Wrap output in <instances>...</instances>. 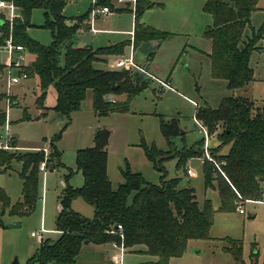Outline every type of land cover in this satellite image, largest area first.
I'll list each match as a JSON object with an SVG mask.
<instances>
[{"label": "trees", "instance_id": "trees-1", "mask_svg": "<svg viewBox=\"0 0 264 264\" xmlns=\"http://www.w3.org/2000/svg\"><path fill=\"white\" fill-rule=\"evenodd\" d=\"M15 6L17 18L7 21L0 15V33L5 40L12 32L15 44L21 45L34 57L27 68L30 77H39L42 95L39 107L44 110L47 89L53 86L57 92V104L53 111L67 117L70 124L72 113L81 110L88 92L93 94V108L99 117L130 111L129 101L143 92L152 79L132 71H108L96 69L94 64L109 56L124 54L127 43L103 48H79L74 46V36L86 28L90 11L79 17L75 24L67 25L63 11L65 0H4ZM112 0H99L100 6H109ZM259 0H207L204 11L212 16L213 24L205 31L211 42L208 54L211 75L215 80H224L231 91L240 90L255 81V72L250 65L254 52H264V24L255 30L252 15L257 12ZM150 0H139L136 12L135 43L166 41L172 34L146 27L141 18L146 10L155 7ZM36 9L46 11V28L53 34L51 46H44L31 39L28 30L33 26L32 13ZM51 15L53 19H51ZM251 36L245 38L247 29ZM89 29V26H88ZM64 61V62H63ZM127 95L128 100L118 102L109 96ZM6 113L0 110V126L6 123ZM197 121L211 135H217L220 146L210 150L214 162L205 158L204 140L194 147L178 151L171 139L180 134L178 119L161 121L164 137L170 150L163 152L155 147H145L146 157L161 172V185L147 182L140 173L129 168L122 172L124 182L117 190L108 176V145L110 132L98 129L94 145L81 149L76 154V170L84 178L81 188H74L69 179L75 171L69 170L60 199L61 210L56 226L59 236L45 240L26 264H76L88 241L96 245H110L119 241L111 232L121 225L124 229L127 250L145 246V253L157 257L152 264H170L182 257L190 241L210 239L214 212L209 203L200 208L192 188L179 189V179H168L164 163L177 159V169H185L193 158L204 159L206 188H217L220 211L228 213L240 207V203L261 201L264 197V106L241 96L224 98L217 109L202 108L196 114ZM228 146L227 154L221 153ZM17 147V146H16ZM52 154L49 168L54 171L65 168L62 153L52 139ZM12 151H0V173L11 168L13 160L21 163L22 202L11 207L5 190L0 188V202L5 212L11 215L30 214L42 199L40 196L39 166L45 160L42 150L15 156ZM216 183V185H215ZM82 198L94 207L92 220L74 212L72 202ZM1 227H5L2 223ZM228 251L238 264L243 261V244L231 241Z\"/></svg>", "mask_w": 264, "mask_h": 264}, {"label": "rangeland", "instance_id": "rangeland-1", "mask_svg": "<svg viewBox=\"0 0 264 264\" xmlns=\"http://www.w3.org/2000/svg\"><path fill=\"white\" fill-rule=\"evenodd\" d=\"M65 1L67 5L63 15L68 19L67 25L75 24L77 19L90 11L94 5V0ZM150 1L156 6L145 12L141 18L142 23L146 27L172 34V37L161 42L141 43L137 47L135 60L139 64H144L153 55L152 73L170 88L163 87L157 80L150 81L143 92L129 101L128 113L97 116L93 108V94L90 91L81 110L71 114L68 125L69 120L65 115L53 111L57 104V92L53 86L48 87L46 91L47 110L39 107L38 99L43 93L39 77L29 75L30 79L11 88L8 87L9 74L6 64L10 56L7 52L0 51V110L8 113L10 134L15 138V145L19 148L11 154L19 156L21 153L39 151L34 148H42L45 154L44 162L50 167L52 165L49 162L52 154L50 144L54 139L56 147L62 152V163L65 166L54 171L50 170L46 174L41 173L39 169L42 199L30 214L11 215L10 208H6L4 212L0 202V224L5 225V227L0 226V255L5 252L14 253L11 263L16 261L20 264L24 263L36 253L41 242L31 238L32 232L41 229L48 231L43 236L44 241L54 240L59 236L56 233V222L61 210L60 199L65 186V177L69 174L68 169L76 168L77 152L94 145V135L98 128L110 132L108 176L114 190L124 182L122 172L128 168L133 173H140L147 182L159 186L162 174L146 157L145 147H155L163 152L171 149L162 133V119L167 122L175 117L178 119L181 132L174 136L171 142L176 150L183 151L194 147L198 142L203 140L205 142L206 134L195 120L199 109L207 107L217 109L222 100L230 96L246 97L255 101L256 106H264V52L257 51L251 56L250 65L255 72V81L243 89L231 91L227 81L215 80L211 75L208 54L212 50V45L205 38V31L213 24V18L204 11L207 0ZM113 4L115 5L114 0L108 7L112 8ZM258 8L251 20L255 30L264 24V0H259ZM11 13V9L8 8L0 11L2 18L7 21H10ZM129 13L128 15L116 13L113 17L109 16L98 21L97 28L103 29L105 31L103 33L94 35L87 29L79 31L74 36V46L98 49L115 44L113 37L116 36L111 33L134 28V16L131 11ZM31 19L33 26L28 30V35L44 46H51L54 38L52 31L45 26L46 11L34 10ZM51 19H53L52 15ZM130 23L132 27L128 25ZM108 31L110 32L107 33ZM251 33L252 30L247 29L245 38L251 36ZM130 40L131 37L127 35L121 43ZM3 42L0 33V45ZM261 44L264 45V42L261 41ZM24 55L26 61L30 62L34 59L28 52ZM17 57V54H14V59ZM94 66L96 69L110 70V67L102 61L95 63ZM24 69L27 72V68ZM17 72L20 73L14 70L12 75L18 74ZM172 87L175 91L169 90ZM7 99L10 100L9 106ZM116 100L125 102L128 97L119 95ZM39 117L41 119H38ZM0 134H6V124L0 126ZM219 146L218 137L213 134L208 148L213 150ZM202 148L205 151V143ZM43 149H46V152ZM228 151L229 147L226 146L221 153L227 154ZM177 162L176 158H171L164 163L168 179L178 178L179 189H194L200 208L204 209L209 203L214 212V223L209 240L190 241L185 254L180 258L172 259L170 264H238L228 251L231 241H239L243 244V261L246 264H264V203H240V207L234 211L221 212L218 189L216 187L207 189L205 186L204 159H190L184 170L177 169ZM10 165L9 170L0 173V188L6 191L12 207L23 200V182L20 177L21 163L13 160ZM74 171V175L69 179L71 186L76 181L80 184L82 180L84 182L82 174L77 170ZM71 208L85 219L94 218V207L82 198L75 199ZM240 208L245 214L240 213ZM7 224H16L20 227L6 228ZM145 251V246L128 249L123 264H152L157 261V257L150 256ZM94 253L91 247L89 249L83 247L80 259L90 261ZM112 254L111 259L115 252Z\"/></svg>", "mask_w": 264, "mask_h": 264}, {"label": "built area", "instance_id": "built-area-1", "mask_svg": "<svg viewBox=\"0 0 264 264\" xmlns=\"http://www.w3.org/2000/svg\"><path fill=\"white\" fill-rule=\"evenodd\" d=\"M139 0H115V7L111 8L108 6H100L99 5V0H94V5L91 8L90 11V30L93 33H96L97 30H95L94 24L97 19V17L101 15H108L113 12V9L115 8H127L129 9L133 14L136 16L137 12V6H138ZM11 9V18L10 22H13L15 18H17V13L15 6L12 3L6 2L4 0H0V11L4 9ZM0 51H5L9 54V62L6 64L8 67L7 74H9V79H8V87L11 88L14 85H19L23 81L29 79V74L25 71L24 68H28L31 65V62L26 61L25 53H27V49L21 45H17L14 42L12 32L9 34V36L4 40V42L0 45ZM29 53V52H28ZM14 54H17V58L14 59ZM127 63V62H126ZM130 65L134 66V63L130 61ZM141 72L147 74L150 79L152 80H157L154 76L148 74L145 69H141ZM20 71V73L12 75L13 71ZM163 87L170 88L169 85H167L165 82H162L160 80H157ZM8 95V94H7ZM8 106L10 105V100L7 99ZM6 134L1 135L0 134V151H16L19 148L16 147L15 145V138L11 136L10 134V124L8 122V113L6 112ZM200 124V123H199ZM201 125V124H200ZM201 129L203 132L206 134V139H205V158L209 160L210 162H214L215 165H217V162L214 161V159L211 157L210 154V149L208 148V143L213 135H211L208 130L201 125ZM46 152V149H43ZM40 171L43 174H46L49 169V165L47 162H42L40 164ZM248 202H260L264 203V201H248ZM240 213L245 214L244 210L240 208ZM48 231L41 229L36 232H32L30 234L31 238L35 240L36 242L40 241L41 243L44 241L43 236L46 234ZM112 235L117 236L119 241H114L110 245L111 247L116 251L114 257L112 258L113 264H123V259L124 256L127 252V247L125 244V236H124V229L121 225L117 226V229L111 232Z\"/></svg>", "mask_w": 264, "mask_h": 264}, {"label": "crops", "instance_id": "crops-1", "mask_svg": "<svg viewBox=\"0 0 264 264\" xmlns=\"http://www.w3.org/2000/svg\"><path fill=\"white\" fill-rule=\"evenodd\" d=\"M113 7H115L114 4H113ZM148 10H150V9H148ZM129 12H130L129 9L124 8V7H121V8L119 7V8H115V10L113 9V12L111 14H108L106 16L105 15H101V16L97 17V19L95 21V24H94L95 30H97L96 33H93L90 30V16H89V19L87 20L85 29H87L88 31L92 32L94 35L103 33V32H105L103 29L97 28V22L98 21H100L101 19L107 18L109 16L113 17L116 13H125V15H128V14H130ZM145 12H147V10ZM133 16H134V28L132 30L128 29V30L117 31L116 33H111V35H115L116 36V37H113V40H115V42H114L115 44H112V45H116V44L121 43L122 40L124 39V37L127 36V35L131 37V40L129 41V45L125 48L124 54L121 55V56H115V55L114 56H109L108 59H106L105 61H102V62L106 63L110 67V70H108V71H123V70H126V71L138 72L140 74H143L145 77L149 78V76L147 74L141 72V70L139 69V68H141V69H145L148 74H150V75L155 77V75L151 71L152 70L151 68L153 66V64H152V60H153V57H154L153 55L150 57V60H148L144 64H139L135 60V55H136V51H137V48H135V46H134V43H135L136 16H135V14H133ZM102 21H105V20H102ZM141 23H142V21H141ZM128 25L130 27H132L131 23L128 24ZM88 26H89V29H88ZM85 29H83V30H85ZM109 32L110 31H108L107 33H109ZM112 45L110 44L108 46H112ZM105 47H107V46H105ZM100 48H103V47H100ZM126 54L129 55V56L126 57L127 56ZM33 61H34V59L32 61H30V62L32 63ZM130 61H132L134 63V66L130 65ZM154 67L156 68V65H154ZM156 79L159 80L158 78H156ZM168 80H170V77H169ZM169 90L170 91H175L173 89V87L171 89H169ZM114 99L116 100V96L114 97ZM38 119H41V117H39ZM195 120L197 121L196 118H195ZM16 141H17V139H16ZM17 144H18V141H17ZM41 149L42 148H34V150H39V151ZM70 169H72V168H70ZM72 170L74 171V170H76V168L72 169ZM83 183H84L83 180H82L81 184L79 183V181H76V183L73 184L72 187L81 188L84 185ZM60 208H61V205H60ZM56 233H57V231H56ZM34 242H33V244L36 243V242L35 243ZM90 247H91V249L93 251H95V253L92 254V257H91L92 259H90V261L89 260H87V261L81 260L80 259L81 253H80L76 264H113L111 256L113 255L112 253H114V252L116 253V251L110 245H105L104 246V245H96V244L90 243L88 245L85 244V246H84V248H87V249H89ZM29 254H31V253H29ZM1 255H0V264H15V263H11V261L13 260L14 253L5 252V253H3ZM28 260L29 259H26L24 261V263H21V264H26ZM49 264H58V263L53 262V263H49Z\"/></svg>", "mask_w": 264, "mask_h": 264}, {"label": "water", "instance_id": "water-1", "mask_svg": "<svg viewBox=\"0 0 264 264\" xmlns=\"http://www.w3.org/2000/svg\"><path fill=\"white\" fill-rule=\"evenodd\" d=\"M3 23L4 22H0V25H2ZM114 97H115L114 95H110L109 100H113ZM19 227H20V225H16V224H7L6 225V228H19ZM85 244L88 245V244H90V242L87 241ZM15 264H19V262L16 261Z\"/></svg>", "mask_w": 264, "mask_h": 264}]
</instances>
